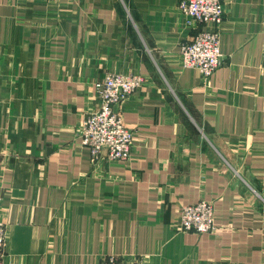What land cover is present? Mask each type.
Returning <instances> with one entry per match:
<instances>
[{
    "label": "crops",
    "instance_id": "1",
    "mask_svg": "<svg viewBox=\"0 0 264 264\" xmlns=\"http://www.w3.org/2000/svg\"><path fill=\"white\" fill-rule=\"evenodd\" d=\"M179 0H0V264H264V0H224L220 66L181 65L200 25ZM125 162H92L80 125L107 73ZM215 209L213 232L180 208Z\"/></svg>",
    "mask_w": 264,
    "mask_h": 264
},
{
    "label": "built area",
    "instance_id": "2",
    "mask_svg": "<svg viewBox=\"0 0 264 264\" xmlns=\"http://www.w3.org/2000/svg\"><path fill=\"white\" fill-rule=\"evenodd\" d=\"M179 10L195 20L200 29L180 44L183 67L195 68L208 80L222 61L220 49L224 0H179ZM144 83L140 74L107 73L94 82L97 107L81 123L80 141L90 151V160L125 162L131 156L134 131L124 122L116 106L134 94ZM184 232L208 233L214 229L211 201H199L180 208ZM7 243L6 227L0 222V262ZM102 264H131L114 255L104 256Z\"/></svg>",
    "mask_w": 264,
    "mask_h": 264
},
{
    "label": "rangeland",
    "instance_id": "3",
    "mask_svg": "<svg viewBox=\"0 0 264 264\" xmlns=\"http://www.w3.org/2000/svg\"><path fill=\"white\" fill-rule=\"evenodd\" d=\"M179 52H180V49H179ZM179 58H180V55H179ZM220 66V65H219ZM218 66V67H219ZM187 68V67H186ZM195 69V68H194ZM197 70V69H196ZM215 72V71H214ZM119 73V72H118ZM99 80V79H98ZM97 81V80H96ZM95 81V82H96ZM86 118V117H85ZM84 118V119H85ZM80 130H81V125H80ZM79 136H80V134H79ZM87 147V146H86ZM89 149V148H88ZM127 161V160H126ZM187 205H190V204H187ZM183 206H185V205H183ZM213 207H214V205H213ZM214 213H215V209H214ZM179 217H180V215H179ZM214 219H215V215H214ZM179 220H180V218H179ZM180 223H181V221H180ZM214 228H215V226H214ZM180 230H181V227H180ZM182 231V230H181ZM213 232V231H212ZM210 233V232H209ZM6 249V248H5ZM5 253V252H4ZM1 263V262H0ZM128 263H131V264H144V262H129L128 261Z\"/></svg>",
    "mask_w": 264,
    "mask_h": 264
}]
</instances>
